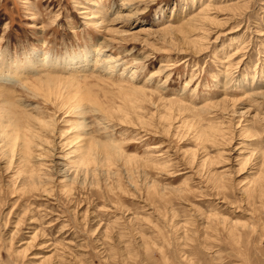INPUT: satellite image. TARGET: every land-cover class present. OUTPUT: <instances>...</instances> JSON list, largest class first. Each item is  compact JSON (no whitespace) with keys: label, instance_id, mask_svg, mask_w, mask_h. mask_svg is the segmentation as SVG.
Instances as JSON below:
<instances>
[{"label":"rangeland","instance_id":"1","mask_svg":"<svg viewBox=\"0 0 264 264\" xmlns=\"http://www.w3.org/2000/svg\"><path fill=\"white\" fill-rule=\"evenodd\" d=\"M0 264H264V0H0Z\"/></svg>","mask_w":264,"mask_h":264},{"label":"bare ground","instance_id":"2","mask_svg":"<svg viewBox=\"0 0 264 264\" xmlns=\"http://www.w3.org/2000/svg\"><path fill=\"white\" fill-rule=\"evenodd\" d=\"M207 19V18H206ZM18 79V78H17ZM28 149V148H27Z\"/></svg>","mask_w":264,"mask_h":264}]
</instances>
